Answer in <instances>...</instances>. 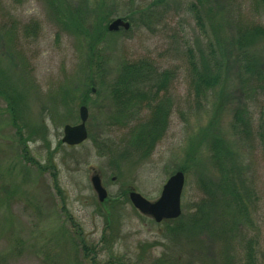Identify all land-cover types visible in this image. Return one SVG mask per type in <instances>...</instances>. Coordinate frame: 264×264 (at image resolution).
Listing matches in <instances>:
<instances>
[{
  "label": "rangeland",
  "instance_id": "1",
  "mask_svg": "<svg viewBox=\"0 0 264 264\" xmlns=\"http://www.w3.org/2000/svg\"><path fill=\"white\" fill-rule=\"evenodd\" d=\"M50 1L0 0V264H243L248 246L264 264V76L251 78L242 64V53L253 56L264 74V40L237 47L239 32L264 26V0H200L196 13V0ZM70 12L88 38L64 25ZM115 17H129V29L97 43L96 23ZM191 58L219 74L206 97L191 86ZM140 59L168 75L152 104L162 101L165 128L147 156L128 143L150 109L126 120L111 96L123 62ZM6 93L17 100L20 135ZM80 105L87 138L68 146L63 126L79 122ZM242 106L246 139L233 125ZM213 138L228 151L224 167L241 200H219ZM180 169L177 221L155 222L132 206L129 191L155 201ZM93 174L107 192L102 202Z\"/></svg>",
  "mask_w": 264,
  "mask_h": 264
},
{
  "label": "trees",
  "instance_id": "2",
  "mask_svg": "<svg viewBox=\"0 0 264 264\" xmlns=\"http://www.w3.org/2000/svg\"><path fill=\"white\" fill-rule=\"evenodd\" d=\"M169 0H155L156 3H164ZM197 3V4H196ZM50 5L55 7L54 0L50 1ZM200 5V0H196V2H192L190 6V10L193 12H197V7ZM58 8V7H55ZM129 18V17H128ZM128 18L123 17V19L127 20ZM195 18L197 21L200 20V17L198 14H195ZM66 21L64 25L68 28L69 24L70 29L73 31L79 32V34H82L85 38L90 36V30L87 28H84L82 23V17L77 16L70 12V14L66 17ZM69 22V23H68ZM98 22L97 20L94 21ZM93 23V22H92ZM92 25V24H91ZM90 25V26H91ZM96 28V38L97 43L100 42L103 39V36L106 34L107 27H104L103 24H97L94 26ZM121 30V29H120ZM25 34L31 35L34 30L31 27V29H25ZM32 32V33H31ZM255 38H260L264 40V26H255V27H249L248 29H245V31L239 32L237 35V47L245 50V47H248L251 45V43L255 40ZM97 49V48H96ZM99 49V48H98ZM244 56H246L245 60H243V67L248 73L251 78H256L261 80L264 76L263 72L259 69V64L255 60L253 56L245 55V53H242ZM96 55V53H91L90 60ZM241 64V62L239 61ZM191 70H192V79H191V86L194 90L196 97H206V94L215 89L216 86L219 85V74L218 72L211 71V67L208 65L207 62L204 60H201L200 62V68L196 66L195 61L191 58L190 60ZM168 79V75L166 72H154L150 68V63H148L146 60H138V61H132V62H123L120 71L114 81L116 85H113L111 88V96L115 101L116 109L119 115H122L126 117V120H131L134 118L135 114L141 106L148 107L150 109V116H148V120L145 122V124L141 127H139L137 130H134L132 138L130 139L128 143V147L131 148V150H135L140 152L143 156H147L148 153H150L151 148L155 144V142L159 139L161 136L166 121L164 117L162 116V108L163 103L162 101L152 105L157 97L160 90H163L166 86ZM136 84H140L141 86L148 87V95H146L145 92L142 91V88L136 87ZM5 89H2L0 87V92L5 93ZM136 91H139L140 93L137 94ZM5 98L8 100L9 103V109L12 116V124L17 129V133L20 135V126L18 124L19 118L16 114L17 112V100L15 99V96L10 95L9 93H6ZM126 115V116H125ZM129 117V118H127ZM234 126L238 128L239 134L242 136V138L246 139V136L251 134L250 130V119L247 114V110L245 106L238 107L234 112L233 117ZM146 144L148 147L146 150L142 151V146ZM210 146L212 148V155L211 158L213 160V165L217 166L219 169H223L228 174L225 175L222 172V176L219 178L220 183H218L217 188L220 191V198L219 200L225 204H227V195H232L231 198H237L241 200V192L238 191V189L235 186V180L233 176V169L232 167L227 171L224 167V161H223V153L227 151L225 146L216 138H213L211 140ZM180 169L179 171H181ZM231 178L234 181V184L231 186V183L228 181V178ZM228 182V183H227ZM236 188H234V187ZM237 190V191H236ZM228 193V194H227ZM126 194V192L124 193ZM242 202V201H241ZM179 219H167L163 221H177ZM84 250V247H83ZM255 263V255L254 252L251 249V246H248V251L245 256V261L243 264H254Z\"/></svg>",
  "mask_w": 264,
  "mask_h": 264
},
{
  "label": "water",
  "instance_id": "3",
  "mask_svg": "<svg viewBox=\"0 0 264 264\" xmlns=\"http://www.w3.org/2000/svg\"><path fill=\"white\" fill-rule=\"evenodd\" d=\"M130 23L121 17L113 18L107 25L109 32L119 29L128 30ZM92 91L94 89L92 88ZM79 122L74 125L65 124L61 142L68 146H75L84 142L87 138L85 122L88 117V110L85 105L78 108ZM91 185L97 195L98 201L102 202L107 197V192L101 184L100 177L93 174L90 177ZM184 185V174L182 171H175L162 185L159 197L155 201H148L141 194L133 190L128 192V199L132 206L141 214L152 217L155 222L167 219H176L181 214L180 196Z\"/></svg>",
  "mask_w": 264,
  "mask_h": 264
}]
</instances>
